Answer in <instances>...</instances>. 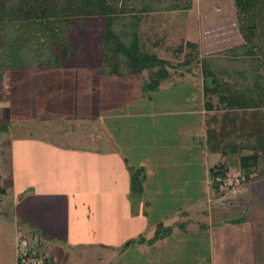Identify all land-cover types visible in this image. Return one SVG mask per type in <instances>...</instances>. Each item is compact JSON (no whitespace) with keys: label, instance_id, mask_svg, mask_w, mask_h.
<instances>
[{"label":"rangeland","instance_id":"1","mask_svg":"<svg viewBox=\"0 0 264 264\" xmlns=\"http://www.w3.org/2000/svg\"><path fill=\"white\" fill-rule=\"evenodd\" d=\"M233 10L231 0H194L187 11L150 14L142 27L149 29L152 39L155 35H165L166 47H176L189 38L198 41L203 48H225L240 41L234 20H230ZM222 18L226 20L221 21ZM94 22L92 34L79 30L82 36H89L87 47L90 43L97 45L100 20ZM208 35L211 39L206 41ZM215 43L218 44L215 46ZM147 83L150 81L144 73L128 77L100 75L86 65L70 61L58 68L6 72L0 87V264H16L18 239L22 236L32 245L29 224H17L21 217L34 215L40 223L49 219L55 221L67 210L70 196L66 189L114 190L126 185L130 188L131 170L138 171L142 179L148 178L150 187L145 198L151 208L144 221L149 224L145 228L137 229L126 220H120L126 229L134 230V239L140 240L142 245L145 243L142 250H137L139 245L131 251L125 264L136 263L141 255L164 258L167 250L172 253V249H167L158 239L172 231L171 228L167 231L165 224L176 218L164 222L172 213L178 216L180 210L188 211L191 219L181 216V222L206 219L204 210L215 205L211 194L205 197L211 186L208 185L209 190L202 186L201 191L182 187L185 178L194 185L202 175L198 163L209 150L198 135V117L186 110L190 105L184 92L187 89L181 84L176 85L181 93L174 91L176 88L164 92L161 86L151 99L150 91L145 89ZM118 141L129 155L131 167L128 171L125 168L120 179L115 173L104 178L100 175V163L103 159L104 166L111 168L112 158L109 160L105 153H111L112 144ZM193 144L196 148H192ZM216 158H219L217 154H209V166ZM254 183L244 185L235 179L233 186L225 190L228 194L216 200L218 204L238 203L235 204L237 209L226 213L227 217L244 216L242 221L262 225L255 221L254 214L264 207V177ZM185 191L190 194L185 195ZM131 199L127 216L134 224L142 223L145 218L142 215L138 218L135 213L140 210L137 197ZM118 222H110V225ZM56 226L54 223V231ZM154 239L158 240L157 248L156 244L152 245ZM96 251L93 249L90 253L96 255ZM116 251L113 245L100 247V264H112ZM255 256L251 264L264 262V255L258 259ZM218 262L228 261L220 259Z\"/></svg>","mask_w":264,"mask_h":264},{"label":"trees","instance_id":"2","mask_svg":"<svg viewBox=\"0 0 264 264\" xmlns=\"http://www.w3.org/2000/svg\"><path fill=\"white\" fill-rule=\"evenodd\" d=\"M193 2L0 0V87L9 69H52L69 61L100 75L144 73L150 81L145 89L150 93L175 76H200L207 127L201 138L220 157L208 169L213 190L222 191L225 185L230 189L235 179L247 184L264 177V0H231L230 20H234L240 41L225 48L216 46L218 43L203 48L189 38L176 47H166L165 35L152 39L149 29L142 27L150 14L187 11ZM96 20L101 28L97 45L87 47L89 36H82L79 30L92 34ZM210 39L208 35L206 41ZM142 183L138 171L131 170L132 197L143 191ZM228 204L238 207L237 202ZM242 218L225 219L236 223ZM130 242L141 241L130 239L124 247Z\"/></svg>","mask_w":264,"mask_h":264},{"label":"crops","instance_id":"3","mask_svg":"<svg viewBox=\"0 0 264 264\" xmlns=\"http://www.w3.org/2000/svg\"><path fill=\"white\" fill-rule=\"evenodd\" d=\"M181 84L185 85L181 87L187 89L184 92H187L185 94L186 101L190 104L186 107V110L190 114H194L198 117V127L200 130L198 135L204 138L207 127L200 99L202 78L200 76L178 75L163 83L161 86H163L164 90L162 91L167 92L169 89L173 91L176 88L174 91L181 93V90L176 86ZM159 90H161V87ZM156 92L150 93V96H152L151 99H153ZM119 144V141L112 144L114 145V147H112L113 150H109L112 152L105 153V157L109 160L112 158V160H110L112 161L111 168L104 166L103 159L102 163H100V175L104 178L115 173L118 179H120L122 172H125L131 167L129 155L126 153L125 148L120 147ZM192 148H196V145L193 144ZM207 151L208 152L204 155V160L201 159L198 163L201 166L202 175L198 177L194 185L190 184L187 178L184 179L183 185L181 181L180 184L184 190L189 188L190 190L200 189L201 191L202 186H205L204 189L206 190L209 188L208 185L211 186L208 178V169L210 167L208 158L210 153L215 156L216 154L219 156V154L210 150ZM100 153L102 154L104 152L101 151ZM188 156L190 155L186 157ZM192 158L193 156L189 159L192 160ZM219 158H216L214 163H216ZM158 163H160V161H158ZM181 170L184 174L187 173L185 169ZM205 179H207L206 184L203 183ZM255 180H252V185L255 184ZM142 184L143 191L139 196H135L137 197L138 206L140 208V210H136L135 213H138V218H140V215L145 218L142 223L140 222L137 224L136 222V224H134L131 222V218L127 216V213H129V204L132 201L131 198L134 196L132 197L130 195V188L126 185L124 188L119 187L114 188V190L113 188L105 189L103 187L97 189H66L67 194L70 196V201L66 205L67 210H64V215L57 217V219L52 222L50 219L47 220V222L42 221L43 224L42 222L40 223L34 215L23 216L17 221V224H29L31 229L29 235H36V245L38 244V246H36V253L44 256L45 264H100L101 257L100 252H98L100 247L107 248L110 245H113V247L117 249L114 253L115 256L112 257V264H125L126 259H128L127 257L129 255L131 257L132 250L137 249L136 247L141 245L137 249L140 251V249L142 250L143 246H145V243L142 245V242H134L133 244L130 242L126 247H123L128 240L134 239L136 233L133 229H126L120 222V220L124 219L127 224H131L132 227L135 225L137 229L143 226L145 228L149 225L146 222L144 223L148 218L151 208L150 201L145 198L146 190L150 187L148 178L145 177ZM210 189L211 191L205 193V197L208 198L211 194L213 204L215 203V205H211L210 208L204 210V215H206L205 218L207 220L182 221L186 223L180 226L179 224L182 223L179 221L181 216L188 217V220L191 219L189 218V212L184 211L185 209L180 210L178 216L172 213V216L164 219L166 223L176 218L173 222L165 224V227L171 228L172 231L158 238L161 240V243L164 242L162 245H165L167 249H172V253L167 250L168 254L166 253L164 257L168 261L160 257H144L141 255L140 260H135L136 263L134 264H236L233 261H237V263L241 261L242 264H246V262L251 264V259L254 254H256L254 258L257 259L259 256H263L264 207L258 209L254 214L255 221L262 225L257 223L254 224V222L250 223L251 221L249 220L236 223L231 222L225 219L227 217L226 213L231 214V212L237 208H233L231 204H218L216 201L218 198V200H220L226 193V189L223 188L222 191L218 192L213 190L212 186ZM189 191H185L184 194L189 195ZM226 194H228V192ZM198 204H200V201ZM250 211L252 210L250 209ZM211 212H215L217 215L209 214ZM113 220L119 222L110 225V222H115ZM54 223L57 225L55 227L57 230L55 231L53 230ZM179 227L180 229H176ZM111 229L114 231L112 230L110 234L109 231ZM151 237H153V235H151L150 238ZM170 238H172V241ZM168 239L169 241H167ZM157 241L158 240L154 239V242H152L153 246L156 244V246H154L156 248L158 246ZM93 249L97 250L96 255L90 253ZM233 257H236L237 260H233ZM220 259H224L228 262H218ZM259 261V264H264L263 260ZM107 264H111V262Z\"/></svg>","mask_w":264,"mask_h":264},{"label":"built area","instance_id":"4","mask_svg":"<svg viewBox=\"0 0 264 264\" xmlns=\"http://www.w3.org/2000/svg\"><path fill=\"white\" fill-rule=\"evenodd\" d=\"M17 247L16 264H45L44 256L41 254L36 255V246H29L26 240L19 238Z\"/></svg>","mask_w":264,"mask_h":264},{"label":"water","instance_id":"5","mask_svg":"<svg viewBox=\"0 0 264 264\" xmlns=\"http://www.w3.org/2000/svg\"><path fill=\"white\" fill-rule=\"evenodd\" d=\"M31 242H32V245L35 246L36 245V235H32L31 236Z\"/></svg>","mask_w":264,"mask_h":264}]
</instances>
